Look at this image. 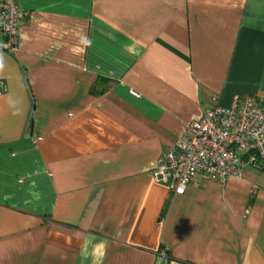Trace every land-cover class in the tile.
<instances>
[{
  "label": "crops",
  "instance_id": "crops-1",
  "mask_svg": "<svg viewBox=\"0 0 264 264\" xmlns=\"http://www.w3.org/2000/svg\"><path fill=\"white\" fill-rule=\"evenodd\" d=\"M0 52V264H264V164L171 194L211 107L264 104V0H16Z\"/></svg>",
  "mask_w": 264,
  "mask_h": 264
},
{
  "label": "built area",
  "instance_id": "built-area-1",
  "mask_svg": "<svg viewBox=\"0 0 264 264\" xmlns=\"http://www.w3.org/2000/svg\"><path fill=\"white\" fill-rule=\"evenodd\" d=\"M26 12L16 0H0V52L14 53ZM4 88L3 83L0 84ZM264 164V104L250 95H235L228 107H211L192 121L185 134L160 157L156 182L171 194H183L196 177L219 183L241 179L249 167Z\"/></svg>",
  "mask_w": 264,
  "mask_h": 264
}]
</instances>
